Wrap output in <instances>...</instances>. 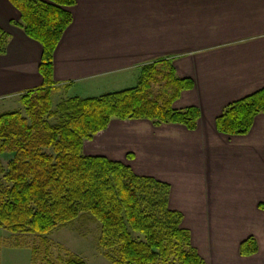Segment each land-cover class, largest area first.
<instances>
[{
	"label": "crops",
	"instance_id": "obj_1",
	"mask_svg": "<svg viewBox=\"0 0 264 264\" xmlns=\"http://www.w3.org/2000/svg\"><path fill=\"white\" fill-rule=\"evenodd\" d=\"M75 1L54 55L57 94L128 90L144 65L172 60L177 75L194 82L174 109L201 114L195 131L112 120L84 143L83 154L169 184L170 208L183 214L182 227L206 264H264V114L246 136L216 129L228 105L264 88V0ZM20 21L9 0H0V29L11 38L0 55V107H21L18 98L43 85L42 47L13 25ZM249 237L259 252L242 257Z\"/></svg>",
	"mask_w": 264,
	"mask_h": 264
},
{
	"label": "trees",
	"instance_id": "obj_2",
	"mask_svg": "<svg viewBox=\"0 0 264 264\" xmlns=\"http://www.w3.org/2000/svg\"><path fill=\"white\" fill-rule=\"evenodd\" d=\"M9 2L21 14L13 25L42 47L43 85L18 98L23 111L0 113V166L7 162L0 182V228L15 236H37L47 248L55 230L90 218L100 224L98 245L112 264H206L182 227L183 214L170 208L169 184L138 176L123 163L83 154L84 143L115 119L195 131L199 109L173 107L194 82L180 78L172 60H158L141 68L134 88L97 98H61L55 107L54 55L73 22L69 9L76 1ZM10 39L0 29V55ZM261 114L264 88L228 105L216 119L217 132L246 136ZM258 252L255 237L240 245L242 257ZM40 253L33 249V261ZM47 264L59 263L48 259ZM60 264L87 263L72 255Z\"/></svg>",
	"mask_w": 264,
	"mask_h": 264
},
{
	"label": "rangeland",
	"instance_id": "obj_3",
	"mask_svg": "<svg viewBox=\"0 0 264 264\" xmlns=\"http://www.w3.org/2000/svg\"><path fill=\"white\" fill-rule=\"evenodd\" d=\"M158 88L154 87V91L158 92ZM61 98L68 99L64 94L56 95L55 107L62 100ZM19 110L23 111V108L16 107L14 104L0 107V113ZM6 165L7 162L4 160L0 166L1 183H4L3 171ZM100 234L99 223L90 218L80 219L66 228L55 230L48 236L46 248L41 245V239L37 236H15L0 228V264H47L48 259L60 264L72 255L81 257L87 264H112L105 258L104 252L98 245ZM35 248H38L41 253L37 260L33 261Z\"/></svg>",
	"mask_w": 264,
	"mask_h": 264
}]
</instances>
